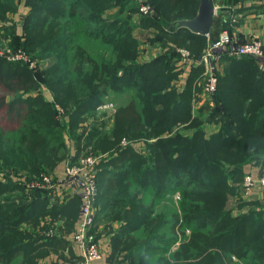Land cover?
Here are the masks:
<instances>
[{"label":"trees","instance_id":"16d2710c","mask_svg":"<svg viewBox=\"0 0 264 264\" xmlns=\"http://www.w3.org/2000/svg\"><path fill=\"white\" fill-rule=\"evenodd\" d=\"M22 1L21 8L28 10L24 25H9L0 36L10 37L13 50L22 49L39 62L31 68L0 56V264H40L50 244L42 249L43 244L30 239L32 232L24 236L20 226L34 221L52 243L55 237L45 233L54 217L65 213L63 207L48 205L44 190L29 186L38 175H5L1 169L38 174L42 164L52 171L64 167L67 148L60 120L70 123L80 143L78 124L106 96L122 94L131 100L119 103L113 131L105 132L104 122L86 138L96 150L111 151L97 168V200L111 206V219L125 222L111 237L112 258L121 255V264H264V194L262 200L227 209L231 182L243 181L253 173L251 166L264 168L260 61L224 57L213 102L206 100L193 116L204 66L181 75L176 47L136 63L140 42L134 30H156L152 45L174 44L200 57L208 36L177 27L180 20L196 16L200 0ZM143 1L151 4L153 14L141 13ZM212 1L216 5L223 0ZM230 1L240 11L248 3ZM16 8L15 0H0V18ZM114 8L117 14L107 16ZM232 11L224 8L217 14L211 41L223 29H232L227 18ZM42 59L52 63L41 70ZM176 79H182L181 86L172 84ZM35 90L39 93L28 94ZM58 105L64 110L61 119ZM212 122L220 129L207 134L204 125ZM178 125L194 132L173 133ZM126 137L129 144L122 146ZM71 155L80 157L74 149ZM163 199L168 204L161 207ZM154 254L158 256L152 262L149 256Z\"/></svg>","mask_w":264,"mask_h":264},{"label":"built area","instance_id":"2783aa9c","mask_svg":"<svg viewBox=\"0 0 264 264\" xmlns=\"http://www.w3.org/2000/svg\"><path fill=\"white\" fill-rule=\"evenodd\" d=\"M140 10L143 14H153V7L146 1L141 3ZM176 50L179 53L177 62L179 67L204 66L203 84L201 83L203 87L199 99L194 101L196 106L206 100L213 102L224 57L238 59L244 56L255 57L260 61L261 68L264 70V42L250 34L243 37L238 32L224 30L217 40L210 42L200 57H194L185 48L177 47ZM21 58H24L21 54L9 57V59L22 61ZM36 66L34 61L30 62L31 68H36ZM103 106L107 110H114L113 103H106ZM128 144L129 140H123V146ZM71 157L65 163L63 173L41 174L33 179L29 186L44 190L51 202L66 201L73 197L79 198L78 225L71 236V241L79 248L80 257L67 264H94L96 260L108 257L112 250L111 237L99 234L96 227L99 194L97 168L101 161L107 158V154L88 155L78 160H74L72 155ZM242 192L245 198H251L255 193L264 192V168L258 176L252 173L245 174ZM57 228V224L54 223L45 235L54 238L58 235Z\"/></svg>","mask_w":264,"mask_h":264},{"label":"crops","instance_id":"0c3cea01","mask_svg":"<svg viewBox=\"0 0 264 264\" xmlns=\"http://www.w3.org/2000/svg\"><path fill=\"white\" fill-rule=\"evenodd\" d=\"M240 6L233 9V11L228 14L227 18L231 20V28L230 31L238 32L241 36L245 37L247 35H254L258 37L260 40L264 42V0L259 2L249 1L245 5V10L240 11ZM239 10V11H237ZM28 10L20 9V14L18 17H25ZM229 30V29H228ZM156 30L150 29V30H140L139 27L135 28V35L138 37V39L141 41V43L145 44L146 51L142 53L141 55V61H135L136 63H145L149 62L154 57L160 55L161 53L166 52L170 47H178L174 44H168V45H152L147 41V39H150L153 37V35L156 33ZM209 39V44L211 42L209 34L206 35ZM208 44V46H209ZM172 45V46H171ZM207 46V47H208ZM206 49V48H205ZM204 49V50H205ZM251 57V56H250ZM177 66V62H176ZM197 67V66H196ZM196 67L188 66V67H179L181 69V75L190 74L193 69H196ZM199 67V66H198ZM225 64H221L220 72L221 74L224 73ZM264 71V70H263ZM180 75V76H181ZM182 83V79H180ZM196 83L193 86V89L196 87ZM201 83V82H200ZM198 86L199 82H198ZM184 88V87H183ZM180 87V89H183ZM194 101V99H193ZM192 101V113L194 114V109H198L201 107V102L199 106H196L195 103ZM204 129L207 134H212L214 132H217L220 129V124L218 123H207L204 125ZM64 167H59L57 170L53 173L61 174L64 172ZM252 174L255 176H258L262 173V168L260 166L255 167L251 166ZM263 193H255L252 197L259 198L262 200ZM51 199H49V206H60L63 207L65 213L64 215H57L55 216V224L58 225V235L57 237L52 240V243H48V240L44 238L43 235L40 236L42 238L38 244H50L51 249L49 255L46 254V256L42 257V262L44 264H51V262H54V260H57L58 264H63V261H69V260H76L80 257V250L77 247V245L71 241V236L73 232L75 231L77 225H78V214L80 209V200L78 197L70 198L66 201L60 200L51 202ZM99 202V201H98ZM98 207V213H97V223L96 227L99 231V234H102L106 237H112V235L115 232H118L125 222L121 219H111L109 215L111 214V206H106V203L101 201L97 203ZM69 212V213H68ZM62 213V212H60ZM46 216V217H45ZM44 217H40L41 222L45 219H49L51 215H45ZM39 220V222H40ZM39 226V225H38ZM36 226V227H38ZM111 230V231H110ZM44 233V230L42 231ZM112 253V252H111ZM58 254V255H57ZM69 254L70 256H67ZM122 254V253H121ZM112 255V254H111ZM67 256V257H66ZM119 255V259H120ZM65 257V258H62ZM94 264H112L111 259L108 257H105L103 259L96 260Z\"/></svg>","mask_w":264,"mask_h":264},{"label":"rangeland","instance_id":"374dc122","mask_svg":"<svg viewBox=\"0 0 264 264\" xmlns=\"http://www.w3.org/2000/svg\"><path fill=\"white\" fill-rule=\"evenodd\" d=\"M250 1H254V2H258V0H250ZM262 1V0H261ZM16 4H17V8L15 9V11H10L7 13V16H6V19H1L0 18V33H6V27L9 26V25H16V28L18 27H21L24 25L25 23V17H18L19 14H20V9H21V6L23 4V1L22 0H15ZM247 2H249V0H247ZM217 7V11L218 13L224 9V8H230V7H233V9L237 8L238 6H234L230 0H223L222 2L218 1V3L215 5ZM117 14V8H114V9H110L107 13V16L113 18L115 15ZM14 25V26H15ZM140 30H142L143 28L142 27H139ZM144 30H150V29H144ZM224 30H228L227 28L226 29H223L222 31ZM221 31V32H222ZM134 34H135V30H134ZM221 34V33H220ZM136 36V35H135ZM220 36V35H219ZM138 38V37H137ZM139 40V39H138ZM150 39H147V41H149ZM140 42V46H139V56L137 58V60L141 61V55L143 52L146 51V47L144 46L145 44L141 43V41L139 40ZM12 45H11V40H10V37H3V36H0V56H4L6 57L7 59H9V57H16L18 54H21L24 58H21L22 59V62L26 63V64H29L30 66V62L31 61H34L35 64L37 65L38 64V60H37V63H36V60L31 56V54L27 53L26 51L22 50V49H19V50H13L12 49ZM177 48V47H176ZM180 48H184V47H180ZM207 48V47H206ZM187 49V48H185ZM188 50V49H187ZM12 55H15V56H12ZM9 60H14V59H9ZM136 60V61H137ZM52 63L51 59H46V60H41V64H40V67H41V70L42 69H45L47 68L50 64ZM37 71V70H35ZM42 83V82H40ZM43 84V83H42ZM172 84L176 87H179L181 86V81L180 79H176L172 82ZM48 89L47 91L50 92L51 94L53 93L51 91V88L46 86ZM42 88V87H41ZM40 90V89H39ZM42 92H43V88H42ZM39 93L38 90H35V91H32L31 93H28V94H37ZM27 95V94H26ZM127 101V100H131V95H128V94H122L120 96H118L117 98L112 95V96H106L105 100L99 105L97 106L96 110L94 113L90 114V115H86L85 117V120L83 119L79 124H78V127H77V133L78 134H81L83 136V140H81L80 143L77 142V140L75 139V137H73V133H72V130H71V127H70V123H64L62 121V116L64 114V110L62 108L61 105H58V109L59 111L61 112L60 114H58V118H60V122H61V128H63L64 130V134H65V137L63 136L64 138V142H65V145H66V148H67V153L65 155V160L66 162L69 160V158H72L71 157V154H72V150L74 149V152L76 153V151L79 152V155L80 157L79 158H82V157H85V156H88V155H94V153H100V154H107V155H110L111 151H102V150H96L93 145H87V137L89 135V133H91L92 131V128L94 126H100L102 128V124L104 122H106V125H105V128H104V131L105 132H112L114 127H115V117H116V111H117V107L119 105V103L121 101ZM106 103H113L114 104V110H107L104 108V104ZM194 111L196 112L197 109H194ZM196 114H193V116H195ZM88 118V119H87ZM88 120V121H87ZM90 123V125L87 127L85 126L86 123ZM185 126H181V125H178L175 127V129L173 130V133L177 132V130H183V131H187L188 133H193L194 130L193 129H186L184 128ZM181 131V132H183ZM108 135V134H106ZM128 140L129 138H123L122 141H121V145H122V142L123 140ZM120 145V146H121ZM123 146V145H122ZM99 154V155H100ZM78 158V159H79ZM54 159H52L51 161H53ZM3 171V173L5 175H16V176H19V175H22V176H33V175H38V176H41V174H44V173H52V172H55L56 170L52 171L51 168L46 165V164H42L38 171L39 173L38 174H32V172L30 170H25V169H14V168H3L1 169ZM18 173L16 174L15 172ZM238 179H234L232 182H231V185L233 186V192L228 194V201H227V209H233V207H238L240 206V204L242 202H245L246 200H257L256 197H251V198H245L244 195H243V192H242V184H243V181H237ZM241 185V187H240ZM49 198V196H47ZM148 195L146 196L145 199H148ZM176 200L179 199V194L176 193L175 194V197H174ZM161 200V199H160ZM148 201V200H146ZM168 204V202L166 200H162L160 201V205L161 207H163L164 205L162 204ZM37 224L32 221V222H23L20 226V229L22 230L23 232V235L24 236H28V231L30 230L32 232V235L30 237L31 240H33L34 242L36 241L37 243L42 239L40 238V236L42 235V233H40V227H36ZM58 226V225H57ZM57 230V234H58V228L56 229ZM37 231V233H36ZM43 231V230H42ZM111 231V230H110ZM188 234L190 233L189 230L187 231ZM57 236H55L56 238ZM27 238V237H26ZM47 245V244H46ZM48 246V245H47ZM176 246H178V244H176ZM42 249L45 248V245L43 244L42 246H40ZM38 248H39V245H38ZM58 255V254H57ZM67 256H70L69 254H67ZM66 256V257H67ZM157 254H154V255H150L149 258L152 259V262H154V260L157 258ZM62 258H65V257H62ZM116 259H113L112 258V255L110 256V259H111V262L112 264H121V259H117V257H115ZM119 258V257H118ZM235 259V261H237V257H233ZM27 258H25V260L23 261H26ZM75 260H69V261H63L64 263L63 264H67V263H72L74 262ZM40 264H44L42 262V259L40 258L39 260ZM15 264H18L15 263ZM127 264V263H125Z\"/></svg>","mask_w":264,"mask_h":264},{"label":"water","instance_id":"95a60500","mask_svg":"<svg viewBox=\"0 0 264 264\" xmlns=\"http://www.w3.org/2000/svg\"><path fill=\"white\" fill-rule=\"evenodd\" d=\"M217 14V7L212 0H200L196 16L191 19L180 20L177 27H185L192 32L208 35L213 28Z\"/></svg>","mask_w":264,"mask_h":264}]
</instances>
